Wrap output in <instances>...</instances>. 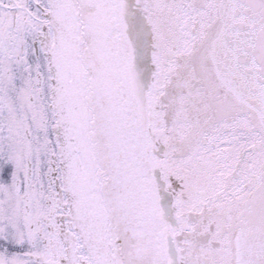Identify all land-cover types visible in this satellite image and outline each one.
Masks as SVG:
<instances>
[{
    "label": "snow or ice",
    "instance_id": "6c2138e0",
    "mask_svg": "<svg viewBox=\"0 0 264 264\" xmlns=\"http://www.w3.org/2000/svg\"><path fill=\"white\" fill-rule=\"evenodd\" d=\"M0 264H264V0H0Z\"/></svg>",
    "mask_w": 264,
    "mask_h": 264
}]
</instances>
